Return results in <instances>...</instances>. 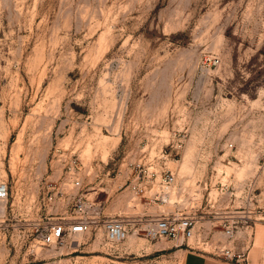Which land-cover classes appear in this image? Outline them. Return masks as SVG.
<instances>
[{"label": "rangeland", "instance_id": "rangeland-1", "mask_svg": "<svg viewBox=\"0 0 264 264\" xmlns=\"http://www.w3.org/2000/svg\"><path fill=\"white\" fill-rule=\"evenodd\" d=\"M138 162L172 170L166 201L131 189ZM0 174V264H182L186 243L231 244L218 226L183 242L133 226L119 243L98 228L35 253L15 225L65 175L135 225L234 206L264 223V0H0Z\"/></svg>", "mask_w": 264, "mask_h": 264}, {"label": "built area", "instance_id": "built-area-1", "mask_svg": "<svg viewBox=\"0 0 264 264\" xmlns=\"http://www.w3.org/2000/svg\"><path fill=\"white\" fill-rule=\"evenodd\" d=\"M213 62H216V59H213ZM140 164V162L136 163L137 171L129 180L131 189L135 194L148 193L154 199L166 201L175 183L172 170L166 166L140 167ZM89 194L90 192L84 189L82 181L76 177L65 175L59 183L44 185L40 198L49 204V207L44 212H38L34 217L21 216L20 219L30 223L28 226L15 225V228H18V235L24 240L23 244L36 253L37 247L63 244L78 233H87L98 228L103 230L109 241L119 243L133 226H135L133 231H141L149 240L163 237L170 240L179 238L183 242L196 237L201 240L202 231L209 233L213 226H218L220 227L218 230L224 233L231 244L216 247L217 251L210 253L231 264H246L248 245L243 242L235 243L236 232L247 229L260 217L259 211L254 208L245 211L244 208L234 206L215 212H200L198 209H193L186 213L174 211L148 215L144 220H139L140 225H135L137 220L130 215L105 214L103 203ZM10 198V185L0 174V239L3 240L8 234L6 220L8 207L12 204ZM250 199L251 197L247 195L241 198L245 202ZM206 217L213 221L208 227L201 222L206 220ZM26 241L28 242L25 243Z\"/></svg>", "mask_w": 264, "mask_h": 264}, {"label": "crops", "instance_id": "crops-1", "mask_svg": "<svg viewBox=\"0 0 264 264\" xmlns=\"http://www.w3.org/2000/svg\"><path fill=\"white\" fill-rule=\"evenodd\" d=\"M260 218V217H259ZM259 220V219H258ZM257 220L245 230H238L235 240L236 244L246 243V264H264V223H258ZM187 244V248L182 249V264H231L212 255L210 252L198 247H191Z\"/></svg>", "mask_w": 264, "mask_h": 264}, {"label": "bare ground", "instance_id": "bare-ground-1", "mask_svg": "<svg viewBox=\"0 0 264 264\" xmlns=\"http://www.w3.org/2000/svg\"><path fill=\"white\" fill-rule=\"evenodd\" d=\"M188 149H189V148H188ZM187 153H189V151L185 153L184 158L186 157ZM187 161H188V160H187V157H186V160H183V162H182V166H181V167L187 166ZM188 162H189V161H188ZM188 165H189V163H188ZM186 168H187V167H186ZM188 169H189V168H188ZM78 234H81V233H78ZM78 234H77V235H78Z\"/></svg>", "mask_w": 264, "mask_h": 264}]
</instances>
